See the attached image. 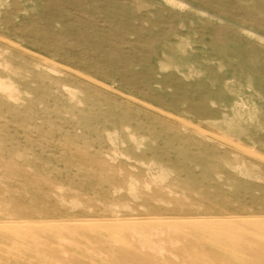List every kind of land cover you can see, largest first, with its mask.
Wrapping results in <instances>:
<instances>
[{"label": "rangeland", "instance_id": "1", "mask_svg": "<svg viewBox=\"0 0 264 264\" xmlns=\"http://www.w3.org/2000/svg\"><path fill=\"white\" fill-rule=\"evenodd\" d=\"M0 264H264V0H0Z\"/></svg>", "mask_w": 264, "mask_h": 264}]
</instances>
